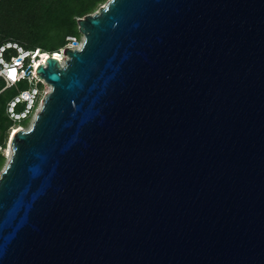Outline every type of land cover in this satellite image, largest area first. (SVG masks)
I'll use <instances>...</instances> for the list:
<instances>
[{
	"label": "water",
	"instance_id": "1",
	"mask_svg": "<svg viewBox=\"0 0 264 264\" xmlns=\"http://www.w3.org/2000/svg\"><path fill=\"white\" fill-rule=\"evenodd\" d=\"M0 171V264H264V0H107Z\"/></svg>",
	"mask_w": 264,
	"mask_h": 264
},
{
	"label": "trees",
	"instance_id": "2",
	"mask_svg": "<svg viewBox=\"0 0 264 264\" xmlns=\"http://www.w3.org/2000/svg\"><path fill=\"white\" fill-rule=\"evenodd\" d=\"M106 0H0V46L7 42L16 43L25 50L39 49L42 52H53L63 47L67 37L80 40L77 20L93 14ZM16 53L13 49L4 52L5 60ZM21 84L1 91L3 82L0 80V171L5 165L4 149L8 141L10 130L19 126L28 128L30 115L18 122H12L6 112L8 103L18 95ZM37 86L40 90L41 84ZM41 100V93L37 102ZM25 103L15 104L14 111L21 112ZM19 108V109H18Z\"/></svg>",
	"mask_w": 264,
	"mask_h": 264
},
{
	"label": "built area",
	"instance_id": "3",
	"mask_svg": "<svg viewBox=\"0 0 264 264\" xmlns=\"http://www.w3.org/2000/svg\"><path fill=\"white\" fill-rule=\"evenodd\" d=\"M66 41L67 43L63 47H61L57 51L49 53L42 52L39 49H34L32 51L25 50L22 47L18 46L16 43L11 42H7L4 45L0 46V80L4 84L1 91L6 88L15 86V84H17L21 80H25L30 86L27 90L19 91L18 95L8 103L6 112L12 122H18L19 120L25 119L30 115L31 119L29 125L31 124L36 112L38 111L40 105L39 101H41L39 100L37 102V106L34 107L37 101V97L40 93L41 96L43 95L41 92L42 89L40 90L37 85H46L42 79H39L37 77L35 71L39 65H42L44 67V63L48 58L55 59L62 66L65 59L67 58V56L63 54L64 49H79L82 38L81 40H77L74 37H67ZM7 49H13L16 54L14 56H11L8 60H5L4 52ZM20 102L25 103L24 109L21 112L16 113L14 111L15 104ZM18 129L23 128L19 126L13 127L10 130L8 138H10L11 132Z\"/></svg>",
	"mask_w": 264,
	"mask_h": 264
},
{
	"label": "rangeland",
	"instance_id": "4",
	"mask_svg": "<svg viewBox=\"0 0 264 264\" xmlns=\"http://www.w3.org/2000/svg\"><path fill=\"white\" fill-rule=\"evenodd\" d=\"M80 40H81V38H80ZM38 87H40V86H38ZM18 88L21 90V89H27L28 87H26V84H21ZM41 89H42L41 92H42V94L44 95L46 92H48V90H49V86H48V85H47V86H46V85H42V88H41ZM43 95H42V96H43ZM42 96H41V97H42ZM39 103H40V101H39ZM18 109H19V108H18ZM23 129H26V128H23ZM8 143H9V138H8V141H7V144H6V148H8ZM6 148H5V149H6ZM5 149H4V151H3L4 156H5ZM7 159H8L7 156H5V163H6Z\"/></svg>",
	"mask_w": 264,
	"mask_h": 264
},
{
	"label": "bare ground",
	"instance_id": "5",
	"mask_svg": "<svg viewBox=\"0 0 264 264\" xmlns=\"http://www.w3.org/2000/svg\"><path fill=\"white\" fill-rule=\"evenodd\" d=\"M16 131H17V130H14L13 132H11V135L14 134ZM11 135H10V136H11ZM9 154H10V152H9V148H6V149H5V156H7V158H8V157H9Z\"/></svg>",
	"mask_w": 264,
	"mask_h": 264
}]
</instances>
